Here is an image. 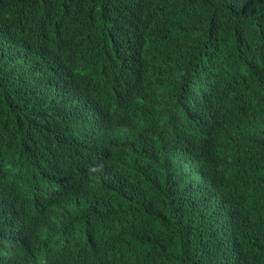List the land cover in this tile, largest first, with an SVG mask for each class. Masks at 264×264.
Listing matches in <instances>:
<instances>
[{"label": "trees", "instance_id": "1", "mask_svg": "<svg viewBox=\"0 0 264 264\" xmlns=\"http://www.w3.org/2000/svg\"><path fill=\"white\" fill-rule=\"evenodd\" d=\"M0 264H264V0H0Z\"/></svg>", "mask_w": 264, "mask_h": 264}, {"label": "clouds", "instance_id": "2", "mask_svg": "<svg viewBox=\"0 0 264 264\" xmlns=\"http://www.w3.org/2000/svg\"><path fill=\"white\" fill-rule=\"evenodd\" d=\"M104 165H93L90 166L88 169L89 179L90 180H96L99 179V174L103 172Z\"/></svg>", "mask_w": 264, "mask_h": 264}, {"label": "rangeland", "instance_id": "3", "mask_svg": "<svg viewBox=\"0 0 264 264\" xmlns=\"http://www.w3.org/2000/svg\"><path fill=\"white\" fill-rule=\"evenodd\" d=\"M186 174L190 176V178L188 179L189 181L190 180L199 181L200 175H199V173H197L195 168L187 170Z\"/></svg>", "mask_w": 264, "mask_h": 264}]
</instances>
